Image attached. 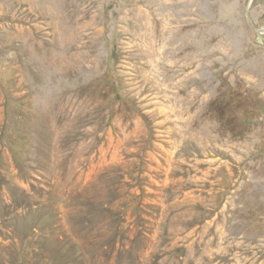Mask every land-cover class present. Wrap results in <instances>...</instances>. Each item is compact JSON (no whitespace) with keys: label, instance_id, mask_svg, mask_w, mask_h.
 <instances>
[{"label":"rangeland","instance_id":"1","mask_svg":"<svg viewBox=\"0 0 264 264\" xmlns=\"http://www.w3.org/2000/svg\"><path fill=\"white\" fill-rule=\"evenodd\" d=\"M247 1L0 0V264H264Z\"/></svg>","mask_w":264,"mask_h":264},{"label":"water","instance_id":"2","mask_svg":"<svg viewBox=\"0 0 264 264\" xmlns=\"http://www.w3.org/2000/svg\"><path fill=\"white\" fill-rule=\"evenodd\" d=\"M253 0H248L247 1V4H246V8H245V12H246V15H247V19L249 21V23L252 25V27L255 29V31H257L258 33L260 31H262L261 29L264 28V26H256L254 23H253V20L251 18V15H250V6H251V3H252Z\"/></svg>","mask_w":264,"mask_h":264},{"label":"bare ground","instance_id":"3","mask_svg":"<svg viewBox=\"0 0 264 264\" xmlns=\"http://www.w3.org/2000/svg\"><path fill=\"white\" fill-rule=\"evenodd\" d=\"M262 31H260V33H264V28L263 29H261Z\"/></svg>","mask_w":264,"mask_h":264}]
</instances>
